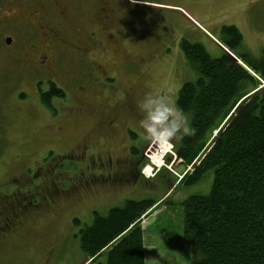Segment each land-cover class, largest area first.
Instances as JSON below:
<instances>
[{
	"label": "rangeland",
	"instance_id": "1",
	"mask_svg": "<svg viewBox=\"0 0 264 264\" xmlns=\"http://www.w3.org/2000/svg\"><path fill=\"white\" fill-rule=\"evenodd\" d=\"M68 2L76 15L92 13L93 0ZM126 15L128 42L122 52L100 53L103 75L84 67L66 42L57 46L58 81L47 71L0 59V218L3 224V213L7 216L5 235H14L6 264H90L77 236L92 224L93 213L104 216L126 201L143 200L158 202L139 220L145 264H190L181 203L209 194L212 172L177 186V176L191 173L197 162L186 167L172 156L169 168L148 180L141 173L129 174L127 159L139 158V170L149 164L160 167L171 155H165L169 146L180 142L146 141L138 106L148 93L176 102L180 88L197 79L180 50L181 41L198 44L217 59L224 45L220 30L233 26L242 43L232 52L259 58L264 0H142L138 7H127ZM29 54L35 58V51ZM51 85L64 97L48 96ZM89 88L90 97H101L100 105L89 97L91 106L83 115L69 113V104H76L68 93ZM104 113L114 121L111 127ZM98 261L104 264L105 257Z\"/></svg>",
	"mask_w": 264,
	"mask_h": 264
},
{
	"label": "trees",
	"instance_id": "2",
	"mask_svg": "<svg viewBox=\"0 0 264 264\" xmlns=\"http://www.w3.org/2000/svg\"><path fill=\"white\" fill-rule=\"evenodd\" d=\"M220 32L222 47L242 65L223 49L211 59L200 45L180 43L197 79L180 88L176 104L189 114L194 132L172 150L186 167L197 164L177 186L196 183L207 172L213 176L209 194L181 203L182 239L190 264H264V49L259 58L236 56L240 33L233 26ZM156 204L126 201L104 216L94 212L92 224L77 236L87 261L101 264L103 255L104 264H145L139 220Z\"/></svg>",
	"mask_w": 264,
	"mask_h": 264
},
{
	"label": "flooded vegetation",
	"instance_id": "3",
	"mask_svg": "<svg viewBox=\"0 0 264 264\" xmlns=\"http://www.w3.org/2000/svg\"><path fill=\"white\" fill-rule=\"evenodd\" d=\"M93 3L91 14L79 12L76 15L68 0H0V59L17 61L47 71L53 74L54 81L55 79L58 81L57 46L61 42H66L71 44L77 60L84 67L102 74L98 64L102 57L100 53L105 54L107 50L122 52L130 19V16L126 15V8L138 7L142 0H93ZM23 36L25 39H22ZM27 39L29 41H26ZM16 41L21 44L18 45ZM29 51H35V58ZM126 59L136 61L131 57ZM53 87L49 86V93L55 91L53 95L64 97L57 89L52 90ZM90 91L91 88L76 89L68 93L76 104V107L69 104L71 106L69 113L83 115L90 108V101L94 99L100 105L101 97L95 95L90 97ZM102 118L107 126L111 127V124H114L108 114H102ZM140 162L139 158L126 160L129 174L139 176ZM3 215V224L0 218V253L10 249V241L14 240V235L11 237L10 234L5 235L7 216L4 213Z\"/></svg>",
	"mask_w": 264,
	"mask_h": 264
},
{
	"label": "clouds",
	"instance_id": "4",
	"mask_svg": "<svg viewBox=\"0 0 264 264\" xmlns=\"http://www.w3.org/2000/svg\"><path fill=\"white\" fill-rule=\"evenodd\" d=\"M138 107L142 113L138 124L146 141L171 144L194 132L183 109L166 95L148 93Z\"/></svg>",
	"mask_w": 264,
	"mask_h": 264
},
{
	"label": "built area",
	"instance_id": "5",
	"mask_svg": "<svg viewBox=\"0 0 264 264\" xmlns=\"http://www.w3.org/2000/svg\"><path fill=\"white\" fill-rule=\"evenodd\" d=\"M169 147H170L169 152L166 153L165 155L171 153V155L173 156V153L171 152L172 147H171V146H169ZM165 155H164L163 157H165ZM146 157H147V156H146ZM173 159H175L174 156H173ZM163 160H164V158H163ZM162 165H164V162H163ZM164 167L169 168V167H167V166H164ZM146 169H147V167L143 170V174H144V172H145ZM157 170H158V167H156L155 169H154V168H149V173H148L147 175H145V177H146V178H148V177H152V176L156 173ZM180 178H181V177H178V179H180Z\"/></svg>",
	"mask_w": 264,
	"mask_h": 264
},
{
	"label": "crops",
	"instance_id": "6",
	"mask_svg": "<svg viewBox=\"0 0 264 264\" xmlns=\"http://www.w3.org/2000/svg\"><path fill=\"white\" fill-rule=\"evenodd\" d=\"M157 203H158V202H157ZM144 240H145V239H144V237H143V242H144ZM145 249H146V248H145V243H144V244H143L144 262H146V261H145ZM5 255H6V252L0 253V260H4V259H5L4 261L1 262L2 264H4V263L6 264V262L9 261ZM10 261H11V260H10ZM18 263H19V260H18Z\"/></svg>",
	"mask_w": 264,
	"mask_h": 264
},
{
	"label": "water",
	"instance_id": "7",
	"mask_svg": "<svg viewBox=\"0 0 264 264\" xmlns=\"http://www.w3.org/2000/svg\"><path fill=\"white\" fill-rule=\"evenodd\" d=\"M237 64L242 65L236 58H234L233 56L229 55ZM153 145V144H152Z\"/></svg>",
	"mask_w": 264,
	"mask_h": 264
},
{
	"label": "bare ground",
	"instance_id": "8",
	"mask_svg": "<svg viewBox=\"0 0 264 264\" xmlns=\"http://www.w3.org/2000/svg\"><path fill=\"white\" fill-rule=\"evenodd\" d=\"M184 176V175H183Z\"/></svg>",
	"mask_w": 264,
	"mask_h": 264
}]
</instances>
